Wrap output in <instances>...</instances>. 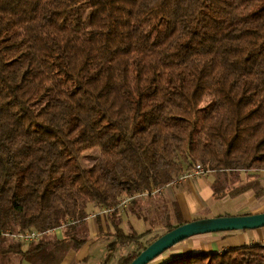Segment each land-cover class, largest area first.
<instances>
[{"label": "trees", "instance_id": "obj_1", "mask_svg": "<svg viewBox=\"0 0 264 264\" xmlns=\"http://www.w3.org/2000/svg\"><path fill=\"white\" fill-rule=\"evenodd\" d=\"M196 166L215 200L263 194L239 174L264 171V0H0V264H62L89 243L92 209ZM174 212L166 233L185 224ZM96 221L117 264L163 236L127 233L119 210ZM31 231L44 235H5ZM166 252L150 264H264L260 244Z\"/></svg>", "mask_w": 264, "mask_h": 264}, {"label": "crops", "instance_id": "obj_2", "mask_svg": "<svg viewBox=\"0 0 264 264\" xmlns=\"http://www.w3.org/2000/svg\"><path fill=\"white\" fill-rule=\"evenodd\" d=\"M239 176L243 182L257 179L260 183L263 194L261 196H257L254 191H248L236 197L227 195L222 199L215 200L213 185L216 181V177L215 174L211 173L206 177L189 178L185 180L180 179L174 184L162 188L163 190L159 194L140 197L138 198L140 201L137 204L135 203L136 200L132 201V203L126 209L121 210L120 212L122 214V212L127 211L129 212V216H131L133 215V212L130 207L135 208V210H138L139 208L142 209L143 205H145L146 209H153V206L159 208L157 202L159 201L160 197H162L170 205H167L169 210L167 217L169 219L168 222L171 224H175L177 222L174 212L175 204H177L179 207L185 223L196 221L200 218L210 219L219 216H228L219 214L217 211L222 213L224 212L225 214H228V212L232 211L238 216L258 214L256 213L257 211L264 210V171L242 172L239 174ZM148 200L151 202L149 205L146 203ZM211 200L214 202L220 201L219 204L222 206H218L219 204L217 203L210 207L211 205L209 202ZM212 209L214 210L215 214L219 215L212 214ZM100 212L101 210L97 213L99 214ZM150 213L151 211L148 212V214ZM206 213H210L212 217H206ZM93 220L95 221L99 235V223L96 221V219ZM165 224L167 225L165 228H168L170 225L167 223ZM102 225L106 232V224L104 219L102 220ZM57 234H60V232H57ZM256 244L264 245V227L255 230L199 235L192 237L181 244H178L179 246L176 245L172 248L176 250H168L166 254L162 256V258H165L161 261L192 253L223 252L229 249L252 246ZM85 261H87V258L80 259L78 254L76 255L75 252H71L62 264H82Z\"/></svg>", "mask_w": 264, "mask_h": 264}, {"label": "rangeland", "instance_id": "obj_3", "mask_svg": "<svg viewBox=\"0 0 264 264\" xmlns=\"http://www.w3.org/2000/svg\"><path fill=\"white\" fill-rule=\"evenodd\" d=\"M21 37L15 38L13 41L19 40ZM69 80L63 78L62 84H67ZM208 102L205 101L204 104L201 107L200 110V116L201 120L203 119V113H205L208 109ZM200 120V125H201ZM196 139H199L200 133L199 131L195 134ZM101 158V151H90L83 155L82 157V165L85 168H90L92 165H94L99 159ZM154 202V201H153ZM227 202V201H225ZM147 205L151 204L150 200H148ZM219 204L220 201H210L209 204L212 207L214 204ZM159 205V208L156 206H153V209L149 208L146 209L145 205H143L141 212L137 211L134 212L133 215L129 216V212L124 211L122 212L123 217V226L127 233H131L132 231H135L137 234L141 235L143 233H146L148 231H152L156 235H164L167 231V223L168 225L171 224L168 222V208L167 205L169 203L165 201L162 197H160L159 201L157 202ZM170 206V205H169ZM218 206H222L219 204ZM148 214V212H150ZM209 211V210H207ZM99 210L97 208H94L91 210L90 215L97 214ZM219 212V214L222 215H228V216H219V217H235L238 216L235 214V212H228V214H225L224 212ZM216 212V213H217ZM256 213H264V210H259ZM212 214H215L214 210L212 209ZM206 217H212L210 213L205 214ZM216 217V218H219ZM94 218L89 219V227H90V241L89 243L76 255L78 254L79 258H87V261L83 262L82 264H117V260L122 253V250L118 247L114 246V237L110 236H98V230L95 225ZM181 244V243H180ZM179 246V245H178ZM25 249L29 248V245H25ZM176 250V249H172Z\"/></svg>", "mask_w": 264, "mask_h": 264}, {"label": "water", "instance_id": "obj_4", "mask_svg": "<svg viewBox=\"0 0 264 264\" xmlns=\"http://www.w3.org/2000/svg\"><path fill=\"white\" fill-rule=\"evenodd\" d=\"M264 227V213L219 217L185 223L164 234L148 246L131 264H150L176 245L199 235L255 230Z\"/></svg>", "mask_w": 264, "mask_h": 264}, {"label": "built area", "instance_id": "obj_5", "mask_svg": "<svg viewBox=\"0 0 264 264\" xmlns=\"http://www.w3.org/2000/svg\"><path fill=\"white\" fill-rule=\"evenodd\" d=\"M211 173L212 172L209 169H206L202 166H196V168L194 169V171L192 173H190L186 176H183L181 178V180H185V179H189V178L206 177ZM162 190H163L162 188L161 189H154L151 193H146L143 196L159 194L162 192ZM134 199H135L134 197H123L119 200V205L116 208H110V209L103 208L99 214L97 213V214L90 215V219L91 218L96 219L98 215L104 216L105 214L112 213L115 210H119V211L124 210L132 203V201ZM5 235L13 236L17 240L29 244V243L40 241L41 238L43 237L44 233L37 232V231H31V232H26V233H18V234H14V235L7 233Z\"/></svg>", "mask_w": 264, "mask_h": 264}]
</instances>
